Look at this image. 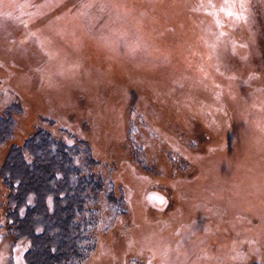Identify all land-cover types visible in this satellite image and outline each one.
I'll return each mask as SVG.
<instances>
[{"label":"rangeland","instance_id":"rangeland-1","mask_svg":"<svg viewBox=\"0 0 264 264\" xmlns=\"http://www.w3.org/2000/svg\"><path fill=\"white\" fill-rule=\"evenodd\" d=\"M7 111L0 224L42 129L101 181L81 264H264V0H0ZM27 247L0 228V264Z\"/></svg>","mask_w":264,"mask_h":264},{"label":"trees","instance_id":"trees-1","mask_svg":"<svg viewBox=\"0 0 264 264\" xmlns=\"http://www.w3.org/2000/svg\"><path fill=\"white\" fill-rule=\"evenodd\" d=\"M12 127L9 111L0 115V145ZM93 162L88 146L68 144L42 129L23 146H12L2 167L8 196L0 228L28 243L24 264H81L87 258L95 244L93 205L101 182Z\"/></svg>","mask_w":264,"mask_h":264},{"label":"bare ground","instance_id":"bare-ground-1","mask_svg":"<svg viewBox=\"0 0 264 264\" xmlns=\"http://www.w3.org/2000/svg\"><path fill=\"white\" fill-rule=\"evenodd\" d=\"M157 24V23H156ZM158 25V24H157ZM228 238H230V237H226L225 239H228Z\"/></svg>","mask_w":264,"mask_h":264}]
</instances>
